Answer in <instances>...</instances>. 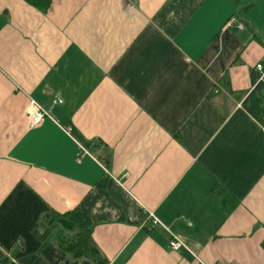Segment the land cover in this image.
<instances>
[{
  "label": "crops",
  "instance_id": "obj_1",
  "mask_svg": "<svg viewBox=\"0 0 264 264\" xmlns=\"http://www.w3.org/2000/svg\"><path fill=\"white\" fill-rule=\"evenodd\" d=\"M242 3L0 0V250L13 264H97L32 234L75 209L103 264H264V129L242 107L264 62V0L248 27ZM29 98L48 113L33 129Z\"/></svg>",
  "mask_w": 264,
  "mask_h": 264
},
{
  "label": "trees",
  "instance_id": "obj_2",
  "mask_svg": "<svg viewBox=\"0 0 264 264\" xmlns=\"http://www.w3.org/2000/svg\"><path fill=\"white\" fill-rule=\"evenodd\" d=\"M25 1L40 11H46L50 5V0ZM255 2L256 0H243L242 7L236 14L247 27V13ZM261 64L264 66V62ZM252 86V90L242 102V107L264 129V80L258 81V74H252ZM70 131L75 135L72 129ZM75 136L78 138L77 135ZM78 140L83 146H88L82 139L78 138ZM216 191L217 194L221 192L220 189ZM91 232L92 228L82 221L76 209L63 214L48 213L32 228V234L42 243L54 236L57 245L70 256L88 258L97 264H103L91 239ZM261 246L264 250V240ZM0 264H13L8 255L1 250Z\"/></svg>",
  "mask_w": 264,
  "mask_h": 264
},
{
  "label": "built area",
  "instance_id": "obj_3",
  "mask_svg": "<svg viewBox=\"0 0 264 264\" xmlns=\"http://www.w3.org/2000/svg\"><path fill=\"white\" fill-rule=\"evenodd\" d=\"M236 20H231L230 23H234ZM239 29H242V26H239ZM255 70L258 74V81L264 80V66L258 64L255 66ZM46 118H48V113L35 101L28 99V106L26 109V121L27 128L33 129L40 125ZM68 132L70 130H67ZM86 154V151L82 149ZM148 219L152 226L159 227L163 234L168 238V246L171 251H178L179 249H186L184 243L173 233L168 231L155 217L152 213H148Z\"/></svg>",
  "mask_w": 264,
  "mask_h": 264
}]
</instances>
